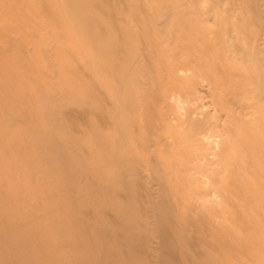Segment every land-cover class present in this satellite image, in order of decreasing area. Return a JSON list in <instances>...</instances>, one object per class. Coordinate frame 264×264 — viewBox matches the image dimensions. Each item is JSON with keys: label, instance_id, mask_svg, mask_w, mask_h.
I'll return each mask as SVG.
<instances>
[{"label": "rangeland", "instance_id": "374dc122", "mask_svg": "<svg viewBox=\"0 0 264 264\" xmlns=\"http://www.w3.org/2000/svg\"><path fill=\"white\" fill-rule=\"evenodd\" d=\"M0 264H264V0H0Z\"/></svg>", "mask_w": 264, "mask_h": 264}, {"label": "bare ground", "instance_id": "6f19581e", "mask_svg": "<svg viewBox=\"0 0 264 264\" xmlns=\"http://www.w3.org/2000/svg\"><path fill=\"white\" fill-rule=\"evenodd\" d=\"M203 159V158H202ZM158 167V166H157ZM194 179H190V182H192Z\"/></svg>", "mask_w": 264, "mask_h": 264}]
</instances>
